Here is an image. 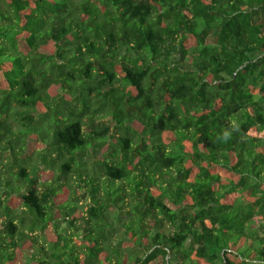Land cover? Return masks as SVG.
I'll use <instances>...</instances> for the list:
<instances>
[{
	"label": "trees",
	"instance_id": "16d2710c",
	"mask_svg": "<svg viewBox=\"0 0 264 264\" xmlns=\"http://www.w3.org/2000/svg\"><path fill=\"white\" fill-rule=\"evenodd\" d=\"M173 258L264 264V0H0V264Z\"/></svg>",
	"mask_w": 264,
	"mask_h": 264
},
{
	"label": "rangeland",
	"instance_id": "374dc122",
	"mask_svg": "<svg viewBox=\"0 0 264 264\" xmlns=\"http://www.w3.org/2000/svg\"><path fill=\"white\" fill-rule=\"evenodd\" d=\"M109 117L107 116H102L100 119L96 120V122L100 121V120H103V121H106ZM87 205H88V200H83L81 199V201L79 202V206L83 209V210H86L87 209ZM168 224L167 223H164L163 224V228H168ZM172 261V264H178L179 263V259L178 258H173L171 259Z\"/></svg>",
	"mask_w": 264,
	"mask_h": 264
}]
</instances>
